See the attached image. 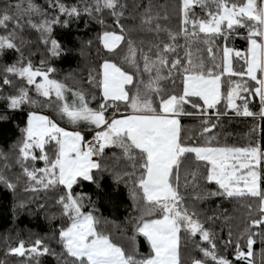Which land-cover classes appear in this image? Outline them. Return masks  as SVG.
I'll list each match as a JSON object with an SVG mask.
<instances>
[{
    "label": "snow or ice",
    "instance_id": "1",
    "mask_svg": "<svg viewBox=\"0 0 264 264\" xmlns=\"http://www.w3.org/2000/svg\"><path fill=\"white\" fill-rule=\"evenodd\" d=\"M45 5L19 0L0 11V121L26 115L10 149L12 164L0 152V185L15 195L23 178L31 198L13 211L35 203L50 223H60L50 235L9 244L5 255L21 264L46 257L55 264H256L259 242L264 264V144H229L215 132L229 116L264 121V0ZM81 20L100 25L80 50L95 47L96 59L86 77L61 79L52 62L71 50L57 30ZM28 30L38 46L25 38ZM238 40L246 47L238 48ZM186 117L199 119L198 135L188 134ZM13 164L21 176L6 174ZM106 173L132 202L121 224L75 190L87 182L110 199L101 184ZM41 193L51 194L58 214L46 211ZM215 198L243 202L246 214L199 209Z\"/></svg>",
    "mask_w": 264,
    "mask_h": 264
},
{
    "label": "trees",
    "instance_id": "2",
    "mask_svg": "<svg viewBox=\"0 0 264 264\" xmlns=\"http://www.w3.org/2000/svg\"><path fill=\"white\" fill-rule=\"evenodd\" d=\"M19 0H0V11L3 10L7 3H17ZM68 4L76 3L77 0H65ZM158 4L168 3L169 0H155ZM35 3L45 5V0H35ZM46 6V5H45ZM101 30L100 25L95 22H89L85 27V21L73 22L68 29H58L57 34L62 35V43L66 49H70L68 55L53 61V65L59 70V78H63L69 73H79L86 77L87 73L85 69L96 59V50L93 47L91 50L85 48L83 55H81L82 42L88 39H94L96 34ZM2 34V32H0ZM25 38L33 42L38 46V35L34 31H26ZM149 39V37H145ZM238 48L246 47V44L242 40L236 42ZM35 50V48H33ZM12 55L9 54L6 57V62L12 61ZM34 62L38 63L40 56L37 54L33 57ZM72 83V81H69ZM254 111L259 110L258 102L252 105ZM0 110H3V104L0 103ZM47 111V110H45ZM26 118L25 113L18 112L13 114L10 121H0V152H8L10 155L9 163L12 164V158L10 149L19 137V129L17 125L23 126L22 121ZM182 124L188 130V134L198 135L200 128L199 119L195 117H186L182 119ZM259 125V127H257ZM254 127H257L255 132L252 131ZM222 142L236 145H247L250 140H254L257 143L264 144V121L259 119L235 117L229 116L222 119V125L215 130ZM90 135L87 137L90 139ZM108 156H112L113 152L117 155L119 150L106 149ZM4 160L0 158V170L3 169ZM38 166H43L42 162ZM123 166V165H121ZM6 174L13 178L21 176V170L18 165L13 164L12 167L6 171ZM24 179L20 180V187L18 192L13 195L10 190L6 189L3 185H0V264H21V258L5 255L9 244L14 245L18 239H25L30 242L35 239L36 236H47L51 234V229L58 226L60 221L56 220L49 222L45 218V211L38 210L35 203L31 204L27 211L14 212L13 209L17 203L21 200L27 202L31 198V194L23 191ZM104 191L111 195L109 199L107 196L96 195L95 185H89L87 182L78 186L75 190L85 192L92 196L94 200L98 201L101 213L109 220L115 221L117 224H121L122 221L131 212V200L128 197L127 189L123 185L119 186V190H116V186L110 174H105L101 180ZM40 202L47 200L49 207L47 212L49 214H58V208L54 205V199L45 197L43 193L40 194ZM243 202H229L222 201L220 198L202 202L199 205V209L208 214L219 213L224 209L228 210V213L239 219L246 214V210L241 207ZM219 206V207H218ZM114 234L120 235L118 229H113ZM227 229L225 228V232ZM19 234V236L17 235ZM138 246L142 253L147 254L148 246L143 238H139ZM256 255V264H260V252L261 245L259 242L254 248ZM43 264H55L54 260L50 257L43 259Z\"/></svg>",
    "mask_w": 264,
    "mask_h": 264
},
{
    "label": "rangeland",
    "instance_id": "3",
    "mask_svg": "<svg viewBox=\"0 0 264 264\" xmlns=\"http://www.w3.org/2000/svg\"><path fill=\"white\" fill-rule=\"evenodd\" d=\"M49 114H51V113H49ZM61 126H64V127H66V128H71V126L70 125H67L66 123H62V125Z\"/></svg>",
    "mask_w": 264,
    "mask_h": 264
},
{
    "label": "built area",
    "instance_id": "4",
    "mask_svg": "<svg viewBox=\"0 0 264 264\" xmlns=\"http://www.w3.org/2000/svg\"><path fill=\"white\" fill-rule=\"evenodd\" d=\"M90 139H91V137H90Z\"/></svg>",
    "mask_w": 264,
    "mask_h": 264
}]
</instances>
